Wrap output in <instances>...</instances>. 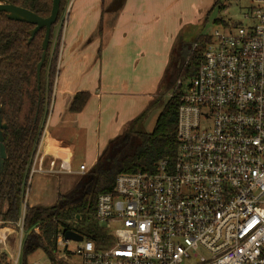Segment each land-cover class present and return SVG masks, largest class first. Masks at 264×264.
<instances>
[{
  "label": "built area",
  "instance_id": "2783aa9c",
  "mask_svg": "<svg viewBox=\"0 0 264 264\" xmlns=\"http://www.w3.org/2000/svg\"><path fill=\"white\" fill-rule=\"evenodd\" d=\"M244 18L211 35L197 75L183 88L175 163L162 161L156 174H120L113 193L97 200L102 240L60 233L55 261L35 264H264V0H251ZM59 169L70 172L64 161ZM24 217L11 264L22 254ZM8 236L0 228L4 247Z\"/></svg>",
  "mask_w": 264,
  "mask_h": 264
},
{
  "label": "trees",
  "instance_id": "16d2710c",
  "mask_svg": "<svg viewBox=\"0 0 264 264\" xmlns=\"http://www.w3.org/2000/svg\"><path fill=\"white\" fill-rule=\"evenodd\" d=\"M220 1L217 0L214 8L219 7L223 11L225 5ZM0 2L28 9L42 18L50 16L53 6V0ZM70 2L61 0L60 13L52 27L50 45L41 70L40 88L37 65L41 60L46 30H40L29 42V32L35 25L11 21L6 13H0V105L2 119L8 125L4 131L7 159L1 178L0 219L6 226H16L24 213L23 264H27V259L38 251L54 262L56 238L63 232L75 231L88 240L101 241L105 233L95 220L97 200L100 195L113 193L117 177L123 173L156 174L162 161L169 165L175 163L179 147L178 110L183 88L197 75L203 53L212 39L210 34L199 35L195 48L181 68H176L178 61L171 71L168 68L162 82L161 97L169 92L171 96L164 103L158 97L153 102L158 105L161 101L163 105L151 132L137 128L146 115V112L142 113L123 136L111 142L105 154L71 193L59 195L52 208H30L25 203L27 184L50 115L58 74L63 14ZM215 24L226 25L222 20H216ZM175 53L178 58V49ZM89 99L88 93L78 94L71 112H82ZM35 228L39 229V234L34 232Z\"/></svg>",
  "mask_w": 264,
  "mask_h": 264
},
{
  "label": "crops",
  "instance_id": "0c3cea01",
  "mask_svg": "<svg viewBox=\"0 0 264 264\" xmlns=\"http://www.w3.org/2000/svg\"><path fill=\"white\" fill-rule=\"evenodd\" d=\"M183 0H71L64 17L48 126L30 187V208H52L73 191L109 144L123 136L151 104L175 51L185 43ZM217 0H208L200 10ZM72 3V5H71ZM180 52V51H179ZM151 75V76H150ZM80 93L90 99L80 113ZM67 130L64 137L48 132ZM78 139L87 172L75 166ZM55 161L53 169L50 163ZM65 162L70 172H61ZM9 234L13 228H5Z\"/></svg>",
  "mask_w": 264,
  "mask_h": 264
},
{
  "label": "rangeland",
  "instance_id": "374dc122",
  "mask_svg": "<svg viewBox=\"0 0 264 264\" xmlns=\"http://www.w3.org/2000/svg\"><path fill=\"white\" fill-rule=\"evenodd\" d=\"M206 2H208V0H183V2H182V8H184V9H182V12L185 14V18H186V23L183 25L184 28H183L182 34H183V38L185 40L184 44L187 45V47H191L195 43V41L199 35H202V34L203 35H205V34L213 35L216 31H222V32L227 31L228 30V28H226L227 26H229L230 28H234V27L239 26L241 24H245L246 21H245L244 16H245L248 8L251 6V0H221L220 4L225 5V9L223 11H221L219 9V7L214 8L215 4L211 5L210 8H205L204 10L199 11V8H201L202 4H205ZM71 5H72V3H71ZM67 9L65 10V13L63 14V18L66 15ZM216 20H222L225 22L226 25H218L217 26L215 24ZM180 49H181V47L179 48V51H180ZM178 59H180V61H181L180 63H179ZM186 59L184 58L182 61V57L178 56V58H177V53H174V56H173L172 61L170 63V71L175 67V61H178L176 68H179V67L181 68V66L183 65V63L185 62ZM165 75H166V73H165ZM165 75H164L162 80H164ZM162 82H160V86L156 91L157 96H158V98L157 97L156 98L161 99V101H163V103H164L165 101H167L170 98L171 92H169L165 96L161 97V93L163 92ZM159 94H160V96H159ZM161 101H160V104H158V105H155V103H151L142 112V113L146 112V115L143 118V120L140 122V124H138V127H137L138 129H143L147 132H151L153 130V128L155 126V122L157 120V117H158V115L162 109L163 103H161ZM25 103H28L27 100L25 101ZM26 108H27V106L25 107V110H26ZM48 132L52 133L56 136L58 134H61L64 137L71 134L67 130L54 131L53 128L50 126L48 127ZM71 140L73 142H75V145H76V152L77 153H76V157H75V166L78 169L80 164L85 162V159L82 156L83 147L81 145V141L78 140L77 138L76 139L71 138ZM107 149L105 150V152L107 151ZM105 152L103 153V155L105 154ZM3 209L5 210V208H3ZM86 225L88 226V224H86ZM87 226H86V228H87ZM0 228H13V230H14V232H12V234H9V236H8V242L6 244V247H4V245L0 244V261L4 264H11L10 255H14L15 259H17V257H18V253H17L18 243H17V233H16L17 232V225L11 226V227L6 226L3 224L2 220L0 219ZM77 246H78L77 244L72 242L68 246V251L71 254H74ZM63 252H64V248H59L58 249L59 254L57 256H59ZM69 258L73 261H79V257H77V256H69ZM46 260H47V258L43 254V252L38 251L34 255H32L31 257H29L27 259V264H35L37 262H46ZM23 261H24V259H23V253H22L20 260H19V264H23Z\"/></svg>",
  "mask_w": 264,
  "mask_h": 264
},
{
  "label": "water",
  "instance_id": "95a60500",
  "mask_svg": "<svg viewBox=\"0 0 264 264\" xmlns=\"http://www.w3.org/2000/svg\"><path fill=\"white\" fill-rule=\"evenodd\" d=\"M60 5H61V0H53V6L50 16L47 18H42L28 9L17 7L7 2H0V13H6L7 18L9 20L35 25V28L29 32L30 35L29 42H31V40L36 36V34L40 30L42 29L46 30L45 39L42 44L43 52H42L41 60L37 65V80L39 85L38 88H40L41 70L45 63L47 51L50 45L52 27L56 24L58 20V16L60 13ZM1 112H2V108L0 105V190H1V178L4 172L5 161L7 159L4 131L8 129L7 123L4 122L2 119ZM65 238L67 240H72L76 242H82L84 240V237L82 235L74 231H67L65 233ZM0 264L2 263L0 262Z\"/></svg>",
  "mask_w": 264,
  "mask_h": 264
},
{
  "label": "flooded vegetation",
  "instance_id": "af4514ba",
  "mask_svg": "<svg viewBox=\"0 0 264 264\" xmlns=\"http://www.w3.org/2000/svg\"><path fill=\"white\" fill-rule=\"evenodd\" d=\"M194 48H195V43L191 47H187V45L182 44V47L180 49V57H182V61L184 58L186 59L188 56H190V54ZM180 62L181 61L179 60V63Z\"/></svg>",
  "mask_w": 264,
  "mask_h": 264
}]
</instances>
